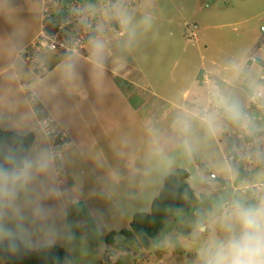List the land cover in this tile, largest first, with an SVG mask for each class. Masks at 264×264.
I'll return each mask as SVG.
<instances>
[{
  "label": "clouds",
  "instance_id": "9594fccd",
  "mask_svg": "<svg viewBox=\"0 0 264 264\" xmlns=\"http://www.w3.org/2000/svg\"><path fill=\"white\" fill-rule=\"evenodd\" d=\"M57 12L65 14L64 6ZM66 15L72 28L59 48L29 53L28 33L18 26L0 45L6 60L0 127L12 135L0 142V250L40 252L75 243L74 228L83 225L68 217L85 197V178L75 175L69 187L63 177L73 157L85 153L75 143L54 144L62 112L56 108L44 118L39 105L82 89L84 66L93 84L98 73L123 70L154 24L153 14L132 0H85ZM50 16L41 6L37 20L46 25ZM253 106L264 111V74L230 58L149 113L138 138L117 141L111 160L103 152L92 155L88 195L105 206L94 213L98 227H110L108 214H133L183 175L191 210L176 221L180 231H164L150 246L179 248L190 254V264H264V118ZM30 133L35 142L26 147ZM245 173L251 178H242Z\"/></svg>",
  "mask_w": 264,
  "mask_h": 264
},
{
  "label": "rangeland",
  "instance_id": "374dc122",
  "mask_svg": "<svg viewBox=\"0 0 264 264\" xmlns=\"http://www.w3.org/2000/svg\"><path fill=\"white\" fill-rule=\"evenodd\" d=\"M84 2L85 0H0V45L13 28L18 26L28 33L29 53H31L34 49L32 44L43 26V22L37 20L41 6L51 13L52 22L58 6L63 5L68 8ZM87 2L105 5L110 0H87ZM132 2L150 11L154 16V24L131 55L144 67L152 85L159 86L158 91L170 95V99L180 94L192 77L205 73V70L201 69V63L210 65L211 59H215L220 66L224 60L240 58L253 42L264 38V0H132ZM197 37L198 42L195 41ZM201 54H204L205 58H201ZM174 62H177V66L172 70L171 66ZM5 63V56L0 50V64L3 68ZM157 64L164 65L165 69L155 73L153 68ZM0 78V90H2L4 82L2 77ZM173 78L179 80L177 82L174 80L175 83L165 82ZM162 81L164 83L161 85ZM168 86L173 88L169 89ZM139 103L136 93L132 94L129 113L132 114L133 107L137 108ZM123 108L126 109V106ZM259 116L264 118V113ZM135 117L133 114L127 115V119L124 118L120 126L133 129ZM132 133L138 138L139 135L134 132H130L129 135L133 136ZM231 142L237 146L241 143L235 134L231 135ZM90 147L96 149L98 143ZM109 147L111 146H106V151L111 154L113 152ZM81 165L80 163L76 165L74 171L79 172L80 169H84L79 174L85 178L84 191L88 196L83 198L80 205L83 218L78 219L74 211L70 210L68 219L73 225L86 223L95 225V232L91 234L101 239L99 245L94 246L89 242L90 237L85 235L83 227L74 228L77 238L75 243L62 247L68 254L65 264H190V254L186 255L179 248L154 250L150 245L140 246L135 237L117 236L113 244L105 243L103 238L109 230L128 228L133 214L137 211H148L150 202L146 205H138L139 210L127 217L112 218L108 214L106 221L110 227H98L94 213L105 206L95 197L88 195L93 187V180L89 176V170ZM242 178L250 179L251 174L245 173ZM89 202L93 211L90 210ZM184 214L177 213L175 219L168 216L165 231H171L173 227L180 231L176 221ZM170 221L172 223H169ZM0 264H6L2 258Z\"/></svg>",
  "mask_w": 264,
  "mask_h": 264
},
{
  "label": "crops",
  "instance_id": "0c3cea01",
  "mask_svg": "<svg viewBox=\"0 0 264 264\" xmlns=\"http://www.w3.org/2000/svg\"><path fill=\"white\" fill-rule=\"evenodd\" d=\"M195 41L198 42L199 38L197 37ZM206 46L207 45H205V47ZM200 57L205 58L204 54H201ZM239 59L250 64L257 72L264 74V38L253 42ZM176 66L177 62H174L171 66L172 70L175 69ZM149 67L152 66L149 65ZM160 67L162 68L160 69ZM218 67V61L215 59H211L210 65H205L204 62L201 63V69L205 70L204 74L213 72ZM143 68L144 67L130 55L127 66L123 70L109 71L106 75L98 73L94 77L95 83L93 84L87 67L84 66L81 72L82 89L77 87L70 94L61 93L59 95H53L51 101H46L39 105L41 115L50 116L54 115V109L59 108L61 110L62 116L58 122V127L65 132L66 140L69 143H75V145L85 153L84 156H74L73 162L66 166L65 169L67 174L64 175L63 179L67 186L71 187L75 183L74 176L84 171L82 168L79 172H75L74 167L76 165L80 163L86 170H89V176H91L92 179L94 175V165L91 159L92 155L103 152L109 160H111L113 153L109 154L106 151L107 145L111 146L109 148H111L113 152V147L120 138H136L135 134L132 133L133 136H130L129 133L134 132L139 135L138 131L140 126L149 113L154 112L158 106L159 108L162 107L165 102H174V99H170V95H164L162 92L158 91L159 86L154 87L152 85L149 81L147 72ZM163 68L165 69L164 65L160 64V66H158L157 64L153 70L159 73L163 71ZM0 69H3L2 64H0ZM198 76L200 75L192 77L190 81L196 80ZM174 80L177 82L179 78H173L165 82L167 84L169 82L175 83ZM163 83L164 81L161 82V85ZM171 87L172 86H168L169 89ZM184 88L185 86L183 89ZM134 93H136L140 103L137 108L132 106V114L136 116L133 118L135 126L133 129H128L124 125L120 126V124L124 121V118L127 119V115L132 116V114L129 113L131 111L129 109L131 106V95ZM183 95H187V91H183ZM124 106H126V109L123 108ZM250 111L257 117H260L259 115L264 113V111L256 109L255 106H253ZM34 142L35 135L32 144ZM97 143L98 147L96 149L90 147L93 144L96 146ZM136 155H139V151H137ZM75 162L77 164H75ZM85 197H88L87 194H85ZM83 200L82 198L80 204L71 209V211H74L76 216H78V219L83 218L80 209ZM89 205L90 210L93 211L90 202ZM83 229L85 235L90 237V240L88 239L89 242L94 246H98L101 238L99 237V239H97L91 234L95 232V225L86 223L83 225Z\"/></svg>",
  "mask_w": 264,
  "mask_h": 264
},
{
  "label": "trees",
  "instance_id": "16d2710c",
  "mask_svg": "<svg viewBox=\"0 0 264 264\" xmlns=\"http://www.w3.org/2000/svg\"><path fill=\"white\" fill-rule=\"evenodd\" d=\"M70 1V0H69ZM80 2V1H79ZM70 7L64 6L65 14L54 13V21L67 16L66 13ZM33 134L23 138V144L30 147L33 142ZM231 139V137H230ZM12 141V135L7 129L0 127V142L9 143ZM185 176H178L171 181L166 191L155 200L151 201L148 211H137L133 214L128 228L119 230H109L104 236V242L113 244L117 236L135 237L142 247L150 245V241L156 239L165 231L167 217L176 218V214H184L185 211L191 210L190 200L183 198V193L188 187L184 183ZM191 194L189 193V196ZM0 258L6 264H65L68 254L62 247L49 249L40 252L20 250L16 253L0 250Z\"/></svg>",
  "mask_w": 264,
  "mask_h": 264
},
{
  "label": "built area",
  "instance_id": "2783aa9c",
  "mask_svg": "<svg viewBox=\"0 0 264 264\" xmlns=\"http://www.w3.org/2000/svg\"><path fill=\"white\" fill-rule=\"evenodd\" d=\"M49 24V25H48ZM72 25L69 23L68 17L65 16L58 21H52L42 26V30L38 34V37L32 44L33 48H42L49 46L59 48L60 44L63 43L65 39V33L69 32ZM42 117L47 118L49 116L42 115ZM69 143L66 140V134L61 128L57 127V134L55 136L54 144L63 145Z\"/></svg>",
  "mask_w": 264,
  "mask_h": 264
}]
</instances>
